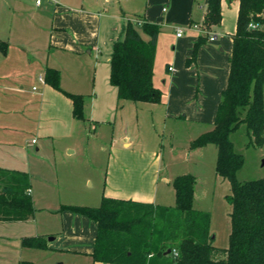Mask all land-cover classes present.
<instances>
[{
    "label": "rangeland",
    "instance_id": "374dc122",
    "mask_svg": "<svg viewBox=\"0 0 264 264\" xmlns=\"http://www.w3.org/2000/svg\"><path fill=\"white\" fill-rule=\"evenodd\" d=\"M36 1L0 0V39L7 43L8 48L7 55L0 52V111L30 114L33 119V127L27 126L24 134L13 133L9 134L12 136L4 137L3 147L20 155L22 150L19 149L26 144L27 139L35 138L37 141L28 148L29 154L24 152L18 159L19 165L16 167L30 173L33 181L34 212L25 219L26 231L32 234L33 231L44 232L53 223H59L60 211L65 205L99 206L102 194L110 185V169L116 163L135 161L145 166V171L159 168L160 189H169L171 203L165 206H174L176 203L173 186L175 177L181 174L195 176V206L210 214L214 246L228 248L232 206L227 196L231 193V183L217 174V146L208 143L193 148L191 143L198 136L192 137L193 132L187 128L190 122L166 121L164 108L159 104L120 99L116 87L110 82L111 45L107 36L122 37V28L128 21L125 19L138 20L140 27L143 20L138 17L146 13L148 0H41L40 7L36 6ZM62 4L88 8L92 17L90 23L86 22L80 28L75 26L73 32L82 37L85 35L87 39H96L100 31L99 48L81 45L84 51L82 56L50 50L53 19ZM100 18L101 22L98 20ZM188 27L179 25L184 35L188 33ZM175 34H171L173 37L170 39L160 35L154 67L157 84L168 76L169 64L177 68L174 55L180 50H175ZM11 35L14 39L10 40ZM31 35L33 50L25 47V54L29 53L33 57V64L19 50V47L32 42ZM197 60L198 56L191 63L192 67L196 66ZM49 61L61 64L66 87L75 90L71 92L85 95L84 113L86 119L90 120L79 121L76 137L49 138L40 135L36 129L40 108L34 92L32 106V87L40 88L43 84L44 67ZM185 65L188 66L186 62ZM192 70L197 80L195 91H201L202 78L198 75L201 76L202 68L193 67ZM40 76L44 77L42 81ZM22 85L24 96L18 93ZM198 125L204 130L200 135L214 127L211 123ZM231 139L235 150L244 157L237 179L245 182L263 178L264 144H255L245 124L231 134ZM128 140L131 145L125 147ZM126 149L134 151L130 155L124 152ZM87 197H92L90 199H94L97 204L86 203ZM5 234L10 233L0 228V235ZM1 236V264H20L22 261L32 264L63 263H55L54 252L48 247L25 246L15 234ZM43 237L47 241L51 236Z\"/></svg>",
    "mask_w": 264,
    "mask_h": 264
},
{
    "label": "trees",
    "instance_id": "16d2710c",
    "mask_svg": "<svg viewBox=\"0 0 264 264\" xmlns=\"http://www.w3.org/2000/svg\"><path fill=\"white\" fill-rule=\"evenodd\" d=\"M236 1L239 12L237 30L232 35L227 86L222 92L213 129L191 143L193 148L214 143L218 148L217 174L231 183V193L227 196L232 206L228 248L214 246L210 214L195 206L196 177L181 174L173 181L174 206L107 196L95 207L64 206L63 209L87 216L96 223L97 235L91 254L96 262L264 264V177L245 182L237 179L244 157L235 150L231 139V134L245 124L255 144H264V0ZM222 18V0H205L202 27L206 33L199 34L194 42L192 56L186 61L188 66L196 61L200 48L210 39L208 33L221 24ZM138 26V21L129 19L122 37L114 42L109 61L110 82L120 99L161 103L164 92L154 83L161 25L143 21ZM45 80L72 100L75 118H86L84 95L64 91L58 69L47 68ZM30 187L26 172L0 168V220H23L33 214ZM22 242L25 246L47 247L43 236L24 237Z\"/></svg>",
    "mask_w": 264,
    "mask_h": 264
},
{
    "label": "crops",
    "instance_id": "0c3cea01",
    "mask_svg": "<svg viewBox=\"0 0 264 264\" xmlns=\"http://www.w3.org/2000/svg\"><path fill=\"white\" fill-rule=\"evenodd\" d=\"M148 4L149 7L144 16L138 18L161 25V32L157 38V46L161 38L160 35L162 37L164 36V39L165 37L170 39L173 37L171 34L176 33L174 39L176 42L175 50L176 48L180 50L174 55L177 68H174L173 64H169V74L160 80V84H157L154 79L155 85L161 87L164 92L163 101L154 104L163 106L166 121L181 122L180 120H183L184 122H190L188 123L190 126L186 127L193 132L192 137L199 136L204 130L198 124L214 123L222 92L227 86L230 69L229 57L233 47L232 35L237 30L239 2L236 0H222V22L212 30L217 34V39H210L199 50L196 66L193 65V67L202 68V74L201 76L198 75V77L202 78L203 87L198 92L195 91V83L197 80L192 70L193 67L192 65L186 66L185 62L192 52L194 42L201 33L195 28V25L202 27L205 14V0H148ZM36 6L40 7L37 3ZM90 15L91 12L88 8H73L62 4L57 16L53 19L50 50H60L61 52H65V54L82 56L84 51L81 45H84L86 48L90 47L91 49L94 46L99 48L101 44L100 31L96 39H87L85 35L82 37L76 34L75 37L73 32L76 28L75 26L80 28V26L89 22L92 19ZM98 20L99 22L102 21L101 18ZM125 20L127 21L129 19ZM179 25L189 26L188 33L178 37L177 30L179 29ZM99 27L101 28V26ZM123 28L121 33H123ZM107 37L110 39L112 54L114 42L119 37L116 38L115 35L111 36V34ZM143 37L149 39L148 35H143ZM31 38L32 42L30 44H24V46L19 47L20 54H25V47L33 50L31 48L33 46V35H31ZM11 39H14L13 35H11ZM38 40L36 39V41ZM42 42L44 43V41ZM0 43L2 44L0 46V52H4L7 55V43L2 39H0ZM25 58L30 64H33V57L29 53L25 54ZM170 67L173 69L170 70ZM47 68H56L60 71V85L63 84L61 88L64 91H75L72 88L66 87L61 72V64L49 61L44 67L45 72ZM23 89V85L18 89V93L21 96L25 94ZM33 92L35 101H39V125L37 123L36 129L40 135L49 138H59L62 136L76 137V133L79 132V121L90 120V118H85L84 120L75 118L72 100L63 91L57 90L48 84L45 78L40 88H36V86L32 87V106ZM191 122L194 126L191 125ZM29 125L33 127V119L30 117V114L0 111V168L26 172L28 174L31 183L29 193L33 202L32 177L27 171L19 170L16 167L19 165L18 159L23 156L24 152L29 154L28 148L37 141H34L35 138L27 139L26 144L22 145L21 149H19V151L22 150V154L20 155L5 150L3 147L5 144L4 137L13 133L24 134V129ZM26 135H29V133H26ZM77 135L79 136V134ZM130 145L131 142L129 140L126 141L125 147H129ZM36 149L39 150L38 147ZM133 151L129 149L124 150L125 153L130 155ZM157 169L145 171V166L135 161L125 164L116 163L114 168L110 169V185L106 187L102 198L103 196H107L159 205L170 204V196H168L169 189L167 187H161L160 189L161 174L159 168ZM164 181H167V179ZM90 198L92 197H87L86 201L88 202L86 203L96 205L97 202H94L95 200H91ZM59 220V223H53L44 232L33 231V234L26 231L25 219L13 221L0 220L1 230L10 233L0 236L5 237L15 234V237H18L20 240L24 237L37 235L51 236L54 237L53 240H47L46 244L54 252L53 257L55 263L63 261L62 264H109L96 262L91 255L94 250L97 235V225L93 220L87 216L75 213L70 209H62Z\"/></svg>",
    "mask_w": 264,
    "mask_h": 264
},
{
    "label": "built area",
    "instance_id": "2783aa9c",
    "mask_svg": "<svg viewBox=\"0 0 264 264\" xmlns=\"http://www.w3.org/2000/svg\"><path fill=\"white\" fill-rule=\"evenodd\" d=\"M36 3L39 6L41 4V0H37ZM164 10H165V8H164ZM252 26L255 27V25H252ZM195 28L198 29V31L201 33H206V30L203 29V27H201V26L195 25ZM182 34H183V30L181 28H179L177 31V36L180 37ZM208 34H209L211 40L217 39V34L215 32L210 31ZM172 69L173 68L170 67V70H172ZM40 79L43 80V77H41Z\"/></svg>",
    "mask_w": 264,
    "mask_h": 264
},
{
    "label": "water",
    "instance_id": "95a60500",
    "mask_svg": "<svg viewBox=\"0 0 264 264\" xmlns=\"http://www.w3.org/2000/svg\"><path fill=\"white\" fill-rule=\"evenodd\" d=\"M53 238H54V237H50L49 239H50V240H53ZM168 253H170V250H168Z\"/></svg>",
    "mask_w": 264,
    "mask_h": 264
}]
</instances>
